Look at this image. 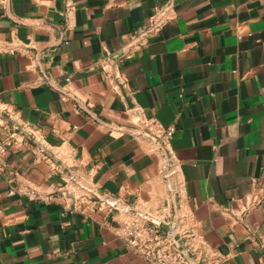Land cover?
<instances>
[{"label":"crops","instance_id":"obj_1","mask_svg":"<svg viewBox=\"0 0 264 264\" xmlns=\"http://www.w3.org/2000/svg\"><path fill=\"white\" fill-rule=\"evenodd\" d=\"M0 137V264H264V0H0Z\"/></svg>","mask_w":264,"mask_h":264},{"label":"built area","instance_id":"obj_2","mask_svg":"<svg viewBox=\"0 0 264 264\" xmlns=\"http://www.w3.org/2000/svg\"><path fill=\"white\" fill-rule=\"evenodd\" d=\"M139 130L143 131L160 142L166 155V170L172 166V156L166 148V144L172 139L174 128H163L153 118H145L138 122ZM8 152V140L0 137V172L6 167V154ZM167 174V176L172 175ZM34 195V194H32ZM105 204L117 207L113 201H104ZM167 230H161V225L140 227L137 225L125 223L122 227L121 237L136 253L142 256L149 264H187L185 254L176 248L174 237L176 227L169 222H165ZM184 236L192 240L195 246L202 243L201 234L192 228L185 232ZM211 264H220L214 260Z\"/></svg>","mask_w":264,"mask_h":264}]
</instances>
